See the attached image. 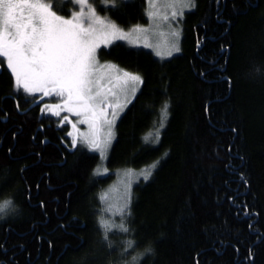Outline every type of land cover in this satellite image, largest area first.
I'll list each match as a JSON object with an SVG mask.
<instances>
[{
	"label": "trees",
	"instance_id": "1",
	"mask_svg": "<svg viewBox=\"0 0 264 264\" xmlns=\"http://www.w3.org/2000/svg\"><path fill=\"white\" fill-rule=\"evenodd\" d=\"M98 11L123 30L150 22L147 0ZM179 46L168 58L125 41L100 49L143 80L107 176L0 65V202L13 201L0 264H264V0H194ZM146 167L128 212L107 223L102 191Z\"/></svg>",
	"mask_w": 264,
	"mask_h": 264
},
{
	"label": "snow or ice",
	"instance_id": "2",
	"mask_svg": "<svg viewBox=\"0 0 264 264\" xmlns=\"http://www.w3.org/2000/svg\"><path fill=\"white\" fill-rule=\"evenodd\" d=\"M68 2L76 7L83 6L71 18L57 15L52 10L53 5L46 0H0V65L6 62L7 69L15 78L17 90L22 89L30 95L42 93L43 96L55 94L62 97V104L52 106L57 109L53 114L60 116L61 111H66L82 117L79 122L88 124L93 130L82 137V142L103 154L113 138L111 128L118 110L131 102L127 99L128 94L134 96L137 85L143 80L116 65L100 64L97 60V49L102 45L129 39L131 33L123 32L96 15L87 0ZM177 2L183 0H164V6L174 7ZM157 3L158 0H149L150 9H155ZM148 15L153 17L155 13L149 11ZM133 31L143 30L137 26ZM176 50L179 51L178 48ZM120 95L125 97L123 104L118 102ZM112 98L117 102L113 103ZM45 109L51 110L48 105ZM109 109L113 119L108 118ZM164 111L166 114V106ZM63 120L68 121V116ZM104 125L109 131L101 140L98 133ZM72 144L76 146L75 138ZM141 175L147 180L151 171H144ZM12 207V200L0 202V214ZM101 223L107 228L106 223Z\"/></svg>",
	"mask_w": 264,
	"mask_h": 264
},
{
	"label": "rangeland",
	"instance_id": "3",
	"mask_svg": "<svg viewBox=\"0 0 264 264\" xmlns=\"http://www.w3.org/2000/svg\"><path fill=\"white\" fill-rule=\"evenodd\" d=\"M118 1L119 0H87V3L88 5L91 6V8L95 10L96 15L105 19L106 22H111L107 18L101 16L98 9L99 7H107V6L115 5ZM46 2L53 5L52 10L55 11L57 15L63 16L65 18H71V15L73 13L81 11L83 7V6L76 7L71 3L68 4V6H66L64 4V0H46ZM193 4H194V0H183V2L175 3L174 7L171 6L165 7L164 0H158L157 7L155 9H150L149 0H147L148 13L149 11H154L155 13L153 17H150L148 15L150 20L149 24L143 26L138 25L139 28L142 29L143 31H133V29H136L137 26H133L128 30H123L118 27L125 33H131V35L129 39L116 40V41H125L130 46H134V47H144L152 50L153 52H155L157 56L161 58H168L177 52L176 48L179 49L180 47L179 45L181 40L182 19L184 18L185 11L191 9ZM83 10L85 12L87 11L86 8H83ZM65 11L68 12V14H65ZM174 13L175 15H173ZM165 16L167 17V19H164ZM116 41H113V43H115ZM112 44L108 46L102 45L99 49H97V60L99 61L100 64L107 63V64L115 65L114 63L103 61L99 57L100 49L109 48ZM118 68L123 70L120 67ZM104 83H107V81H105ZM141 85L142 84L137 85L138 90L136 91L134 96L131 93L128 94L127 97L128 100H130L131 102L133 101V99L139 92ZM31 95H41L39 96V99L36 101V102L42 101L41 110L44 109L43 112L59 118L60 124H65L68 126V136L70 138L71 144L74 138L77 140V144L74 148L80 147L81 149L96 152L100 155L101 162L97 168V173L98 175L107 176L108 170L106 168V161L109 157L110 150L112 148V145L116 137V124L131 102L128 103L127 106L122 110H118L117 116L114 119V125L111 128L113 138L111 139L110 144L107 147H105L102 154L100 150L98 149L93 150L82 142V137L84 135L91 134L93 132V130L89 128L88 124L79 122L82 119V117H77L76 115L72 113H68L66 111H61L60 116H56L53 114L54 111H56L57 109L52 108V106L57 104H62L63 103L62 97L57 96L55 94L50 96H43L42 93H34ZM112 102L116 103L117 100L115 98H112ZM118 102L120 104H123L125 102V97L123 95H120ZM45 105H48L51 110L45 109ZM108 111H109L108 118L113 119V117L111 116V109H109ZM64 116H68V121L63 120ZM73 124H75V128H73ZM108 131L109 128L107 125L102 126L98 133L99 138L101 140L105 139L107 137ZM69 133H71L72 135H69ZM71 148H73V144L71 145ZM151 168L152 167H146L140 170L125 169L123 171L117 172L116 175H114V180L100 194L102 205L105 208L103 214L106 216L107 223H109L108 222L109 219H115L118 216L119 217L124 216V214L128 212V208L130 206L132 199V186L134 185L135 182L142 180L144 178V176L141 175L142 172L149 170L151 171ZM107 214L110 217H108Z\"/></svg>",
	"mask_w": 264,
	"mask_h": 264
},
{
	"label": "flooded vegetation",
	"instance_id": "4",
	"mask_svg": "<svg viewBox=\"0 0 264 264\" xmlns=\"http://www.w3.org/2000/svg\"><path fill=\"white\" fill-rule=\"evenodd\" d=\"M5 65H6V62H5ZM14 79H15V78H14ZM14 92H15L17 95H19L20 93H22V94H24V95H27V94H25V93L22 91V89L17 90L16 87H15V89H14ZM28 96L30 97V99L32 100L33 103H37L36 101L39 99V96H41V95H28Z\"/></svg>",
	"mask_w": 264,
	"mask_h": 264
}]
</instances>
